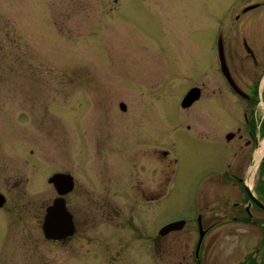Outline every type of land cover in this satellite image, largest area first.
<instances>
[{
    "label": "rangeland",
    "instance_id": "374dc122",
    "mask_svg": "<svg viewBox=\"0 0 264 264\" xmlns=\"http://www.w3.org/2000/svg\"><path fill=\"white\" fill-rule=\"evenodd\" d=\"M244 4L0 0V186L7 209L30 201L32 211L31 228L7 227L12 237L0 245V264H152L133 229L152 215L140 202L139 211L131 210L127 186L152 179L158 168L163 176L169 166L168 176L176 173L155 224L193 219L195 197L215 188L205 179L218 178L234 160L237 144L224 138L243 124L248 107L218 73L216 44L219 35L230 44L241 29L264 34V27L232 24ZM201 86V98L181 108L187 91ZM248 115L259 123L264 106ZM154 151L167 156L159 163ZM250 157L236 159L240 172ZM55 174L76 181L66 203L80 229L66 247L47 242L41 231L44 209L57 196L48 183Z\"/></svg>",
    "mask_w": 264,
    "mask_h": 264
},
{
    "label": "flooded vegetation",
    "instance_id": "af4514ba",
    "mask_svg": "<svg viewBox=\"0 0 264 264\" xmlns=\"http://www.w3.org/2000/svg\"><path fill=\"white\" fill-rule=\"evenodd\" d=\"M242 1L245 3L244 7L241 13H236L233 16L232 24L241 28L264 27V0ZM246 32L247 29L246 31L241 29V34L236 38L241 42L242 50L239 49L236 40L230 43L233 44L231 46L224 43L225 59L231 76L246 94V97L237 95L226 84L233 95L244 101L248 107L242 115L243 124L237 125L236 132H228L224 138L227 143L235 141L238 151L234 160L232 159L227 165L224 173L218 178L205 179L206 182L215 183V188H205L199 192L198 197H195L194 218L178 217L164 225L155 224L161 200L167 194L168 185L176 173L175 169H171L168 176L169 166H166L163 176L162 170L158 168L154 170L152 179L137 177L134 179L132 187L127 186L126 197L127 203H132L131 210L139 211L138 204L140 202L149 209V215H152L149 220L140 218L137 225H133L135 233L144 238L142 240L147 243L152 264H162L163 253L166 259L165 264H264V136H262L264 135V119L257 123L253 122L251 115H248L257 105L264 106V34L258 37ZM260 77L263 78V82ZM223 80L225 81L224 78ZM197 88L200 90L201 98L203 87ZM190 135L197 142L206 145L207 142L202 141L199 132ZM206 135H208L207 132ZM227 135L231 136L228 140L226 139ZM211 143L221 144L217 141ZM262 146L263 155L258 158L257 152ZM161 155L166 157L167 152L154 151V160L160 163ZM241 155L251 156L249 166L244 172H240L236 166V159ZM173 162L177 166V160L174 159ZM257 174L258 177H255ZM67 175L71 177L73 187L62 196L66 208V197L74 191L76 186L74 177L70 174ZM49 179L48 183H50ZM15 184L10 189L11 191L18 190L20 187L19 182ZM166 185L164 194L163 187ZM54 190L57 196L52 202L60 197L55 188ZM5 191L7 192L0 186V213L3 211L4 214L2 216L4 221L0 218V245L8 243L7 240L12 237L7 232L9 225L23 224L31 228L28 225L32 224V211L26 210L30 201H22L7 209L10 199ZM122 193L125 194L124 189ZM17 198L18 202L23 199L21 196H17ZM52 202L47 204L44 209L41 231L46 210L52 205ZM133 203H136L138 207ZM152 206L154 210H152ZM67 211L73 216L74 233L60 241L48 240L43 235L47 242H52L59 247H66L78 235L79 220H77L76 214L73 215L68 208ZM177 221H184L183 226L164 236L161 234L164 226ZM29 246L31 247V244Z\"/></svg>",
    "mask_w": 264,
    "mask_h": 264
},
{
    "label": "water",
    "instance_id": "95a60500",
    "mask_svg": "<svg viewBox=\"0 0 264 264\" xmlns=\"http://www.w3.org/2000/svg\"><path fill=\"white\" fill-rule=\"evenodd\" d=\"M248 49V48H247ZM217 58L219 62V68L223 78L225 79L228 86L237 95L245 98L246 94L239 88L235 83L229 68L226 63L225 53H224V40L221 35L218 36L216 44ZM200 98L199 88L190 89L183 97L180 107L189 108L193 103L198 101ZM121 111L126 110L125 104L121 103L119 105ZM230 135L226 136V139H230ZM49 182L56 189L60 197L56 198L52 205L46 210L44 217V222L42 226L43 235L46 239L52 241H60L74 233L73 216L67 211L65 200L62 198L66 193H68L72 187V179L69 175L55 174L50 179ZM184 221H177L164 226L161 230V234L164 236L170 231L182 227Z\"/></svg>",
    "mask_w": 264,
    "mask_h": 264
},
{
    "label": "bare ground",
    "instance_id": "6f19581e",
    "mask_svg": "<svg viewBox=\"0 0 264 264\" xmlns=\"http://www.w3.org/2000/svg\"><path fill=\"white\" fill-rule=\"evenodd\" d=\"M262 155H263V146H262V148H260V149L258 150V152H257V156H258V158H260Z\"/></svg>",
    "mask_w": 264,
    "mask_h": 264
}]
</instances>
